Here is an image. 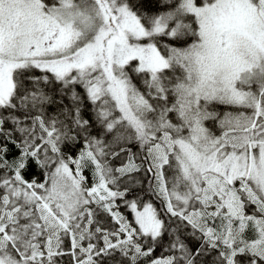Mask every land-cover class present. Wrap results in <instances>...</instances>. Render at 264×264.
<instances>
[{"label":"snow or ice","instance_id":"obj_1","mask_svg":"<svg viewBox=\"0 0 264 264\" xmlns=\"http://www.w3.org/2000/svg\"><path fill=\"white\" fill-rule=\"evenodd\" d=\"M0 264H264V0H0Z\"/></svg>","mask_w":264,"mask_h":264}]
</instances>
